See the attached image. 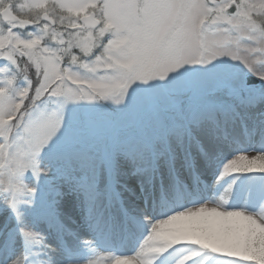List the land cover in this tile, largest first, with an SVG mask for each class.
Masks as SVG:
<instances>
[{
	"label": "snow or ice",
	"instance_id": "1",
	"mask_svg": "<svg viewBox=\"0 0 264 264\" xmlns=\"http://www.w3.org/2000/svg\"><path fill=\"white\" fill-rule=\"evenodd\" d=\"M0 193V264H264V0H0Z\"/></svg>",
	"mask_w": 264,
	"mask_h": 264
},
{
	"label": "rangeland",
	"instance_id": "2",
	"mask_svg": "<svg viewBox=\"0 0 264 264\" xmlns=\"http://www.w3.org/2000/svg\"><path fill=\"white\" fill-rule=\"evenodd\" d=\"M0 198H1V195H0ZM82 229L84 230V232H85V236H82L81 238H82V240H87V238L89 237V236H91V238H90V241H92L93 243L96 241V239L103 233V231H105L103 228H98L97 229V231H96V233L94 234V233H92V232H90L92 235H86L89 231L87 230V229H85V228H83L82 227ZM106 232V231H105ZM138 235V234H137ZM81 236V235H80ZM51 238V236H49V239ZM82 240H73V239H69L68 240V246H69V248L71 249V253H72V255H78V258H73V261L74 262H76V264H82V262H84V261H87V260H89V259H85V257H84V260H82L83 258H81L82 256L80 255V252H79V250H80V248H81V246H82ZM52 241V240H51ZM50 240H49V242L50 243H52V244H54V245H56L57 247H60V245H59V243H58V241H57V239L54 237V241L53 242H51ZM96 248H97V246H95ZM98 249V248H97ZM181 250V252L183 253V249H180ZM179 250V251H180ZM3 254H5V253H3ZM2 254V255H3ZM35 256V260H36V263L37 264H39V261L41 260V259H43V257L42 256H40V255H34ZM108 256H109V254H107V255H105V254H101L99 257H97L98 259H102V264H103V261L105 260V259H107L108 258ZM62 258V257H61ZM65 258V257H64ZM71 260V259H70ZM81 260V261H80ZM109 264H110V261H109Z\"/></svg>",
	"mask_w": 264,
	"mask_h": 264
},
{
	"label": "bare ground",
	"instance_id": "3",
	"mask_svg": "<svg viewBox=\"0 0 264 264\" xmlns=\"http://www.w3.org/2000/svg\"><path fill=\"white\" fill-rule=\"evenodd\" d=\"M84 234H85V232H84V230L81 228V229H80V235H84ZM49 240H50V241L52 240L51 242H53V241H54V237L51 236V238H50ZM61 257H62V258L65 257V254H64L63 251L61 252L60 258H61Z\"/></svg>",
	"mask_w": 264,
	"mask_h": 264
}]
</instances>
